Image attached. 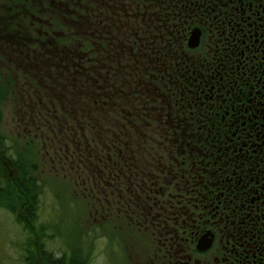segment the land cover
I'll use <instances>...</instances> for the list:
<instances>
[{
	"label": "flooded vegetation",
	"instance_id": "1",
	"mask_svg": "<svg viewBox=\"0 0 264 264\" xmlns=\"http://www.w3.org/2000/svg\"><path fill=\"white\" fill-rule=\"evenodd\" d=\"M103 1L98 129L35 103V63L10 61L8 104L26 113L9 135L0 116L1 176L21 183L18 146L46 137L44 156L81 179L98 227L144 247L140 264H264V0Z\"/></svg>",
	"mask_w": 264,
	"mask_h": 264
},
{
	"label": "rangeland",
	"instance_id": "2",
	"mask_svg": "<svg viewBox=\"0 0 264 264\" xmlns=\"http://www.w3.org/2000/svg\"><path fill=\"white\" fill-rule=\"evenodd\" d=\"M107 3L108 1L103 0H0L2 38L0 39L2 115L0 116L3 123L1 130L7 132L6 135L13 132L20 120V117L17 121L14 119L16 112L26 113V111L23 113L20 105L14 107V104H8V97L11 96L13 102H16V97L11 94L14 90L10 85L12 80L8 83L3 76L10 72L9 66L14 61L20 62L17 58H24L27 62L35 63V103L40 106L49 103L50 106L53 105L55 108L61 106L66 110L73 107L72 117L75 119L76 127L84 128L85 122H89L90 119L92 121L90 127L93 129L96 126L98 129L96 125L97 98L95 97L97 84L94 75L101 57L96 43V36L99 35L96 33L94 13L106 8ZM23 16H31L32 20L22 18ZM111 17V14L106 15L108 19ZM7 33L13 38L7 40ZM27 38L33 40L35 44L29 43ZM20 43L23 46L19 45ZM81 59L85 60L87 69H92L91 73L83 72L85 66H81L83 65L80 62ZM69 65L72 66L69 68ZM72 68H75L80 75L70 73ZM13 69L16 70V67ZM21 70L20 73L23 72L22 68ZM86 75L88 77H85ZM72 78L77 79L79 83ZM81 86L86 87L84 95L78 93ZM48 90L51 92L46 94ZM4 97L5 101L2 100ZM56 116L61 118L59 115ZM74 125L70 127L71 139H76L73 137ZM46 126L50 128L47 129ZM46 126L44 125L45 132H51L53 128L48 124ZM46 141V137L38 142L35 141L36 144L33 147L28 145L24 138L18 146L22 150L18 163L21 166L20 171L26 172L36 167L37 180L44 185L40 197L42 207L39 220L36 225L34 224V231L37 234L30 233L21 219L19 221V214L25 218L27 216L25 213L18 211L11 214L0 208V264H25V257L28 254L26 249L30 241L35 238L40 239V244L44 245L46 253H52L56 257L61 256L65 242L68 243L70 240L68 244L75 242L80 248L84 247L86 250L89 247L92 254L88 257L87 264H130L132 260L140 264L137 256L144 247L131 239L124 241L117 234L119 231L128 233L125 231L128 228L121 230L115 223H110L106 225L107 230H103L102 235L94 234V229H98L99 225L95 224L93 213H85L80 201L81 179L68 171H56L59 168H54L50 160L44 156L41 143L45 144ZM27 177L32 179L35 192V177ZM18 178L19 175L16 176L15 173L13 177L0 176L1 188L4 187L1 182L3 179L7 183L11 181L5 187L4 195L7 200L12 199L13 195L18 196L19 193L23 195V191H20L16 184ZM15 201L12 199L10 206H17L13 204ZM26 204L29 205L28 202ZM54 222L57 234L52 237L51 228ZM40 230L45 231L40 232ZM51 237L53 239H50Z\"/></svg>",
	"mask_w": 264,
	"mask_h": 264
},
{
	"label": "trees",
	"instance_id": "3",
	"mask_svg": "<svg viewBox=\"0 0 264 264\" xmlns=\"http://www.w3.org/2000/svg\"><path fill=\"white\" fill-rule=\"evenodd\" d=\"M22 18H25L29 21L32 20V17L30 16H23ZM13 35V34H12ZM15 36V35H14ZM6 39H12L13 37L6 34ZM0 39L1 35H0ZM28 42H34L30 38H27ZM25 175L22 177V182L19 183L17 186L19 187L20 191H23V195L19 193L18 196H14L13 194V200L15 199L16 201L13 202L15 205H20L21 209L19 210L16 206H10L11 200H7L5 198V193L0 192V207H5L8 208L11 212H22L25 213L27 216L22 217L20 214L18 216L19 221L21 219V222H23L25 228L29 230L30 233H35L34 231V224L39 220V212L41 210V204H40V197L42 195V189L44 185H42L41 182H38L37 177H36V167H35V192H34V183L31 181L30 178L26 176L28 172H24ZM1 189V187H0ZM24 196V198H22ZM27 200V201H26ZM25 202V203H24ZM29 203L27 205L26 203ZM24 203V204H23ZM10 206V207H8ZM52 237L57 234L56 231V224H52ZM36 230V226H35ZM45 230H40V232H43ZM37 234V233H35ZM94 234H96V231H94ZM50 239H53V238ZM75 237V236H73ZM64 241V240H63ZM70 241V240H69ZM68 241V243H69ZM65 242V246H63V250L61 253L60 257H56V255L52 253H46L45 252V247L43 244H40V239L35 238V240L30 241L28 248L26 249L27 251V256L25 257V264H87V261L89 260V256H91V251L89 250V247L87 250L83 247L80 248V246L73 242L71 244H68ZM72 249V250H71Z\"/></svg>",
	"mask_w": 264,
	"mask_h": 264
}]
</instances>
